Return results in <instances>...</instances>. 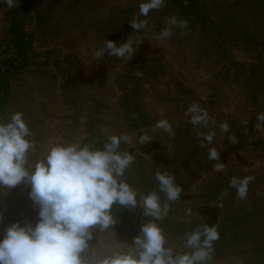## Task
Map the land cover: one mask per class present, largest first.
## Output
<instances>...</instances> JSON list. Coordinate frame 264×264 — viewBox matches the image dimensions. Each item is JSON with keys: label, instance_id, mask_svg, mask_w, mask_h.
Masks as SVG:
<instances>
[{"label": "rangeland", "instance_id": "obj_1", "mask_svg": "<svg viewBox=\"0 0 264 264\" xmlns=\"http://www.w3.org/2000/svg\"><path fill=\"white\" fill-rule=\"evenodd\" d=\"M142 2L31 0L22 19L29 63L9 80L0 123L22 113L33 143L30 163L58 144L102 148L110 136L127 135L130 142L120 150L136 158L124 179L139 195L158 191L157 170L170 171L183 190L157 221L167 247L190 251L183 247L186 234L216 224L210 264H264V126L256 127V115L264 113V0H197L206 26L170 0L139 16ZM8 11L0 5V70L4 61L15 60ZM171 16L187 20V28L158 41ZM134 19H146V27L137 32L130 26ZM130 36L141 42L132 60L95 58L107 39L119 44ZM193 103L216 121L213 143L204 147L197 133L209 129L194 128L186 115ZM161 120L172 125L171 134L156 128ZM224 122L228 133L219 129ZM143 134L152 142L140 146ZM229 135L238 143H230ZM210 148L220 152L222 172L208 159ZM247 176L254 179L241 200L229 181ZM29 192L23 183L0 189V211L9 214L0 220V238L15 222L36 224ZM133 212L131 218L113 207L116 224L92 229L91 251L103 256L129 250L145 220L139 204Z\"/></svg>", "mask_w": 264, "mask_h": 264}, {"label": "clouds", "instance_id": "obj_2", "mask_svg": "<svg viewBox=\"0 0 264 264\" xmlns=\"http://www.w3.org/2000/svg\"><path fill=\"white\" fill-rule=\"evenodd\" d=\"M188 0H184L185 6ZM20 0H0V5L17 8ZM165 0H144L139 5V16L147 17L151 10L163 7ZM147 20L134 19L130 26L140 32ZM187 20L176 16L167 18L156 39L169 40L173 29H186ZM136 32V33H137ZM117 44L106 40L94 56L132 60L141 44L133 36ZM194 128L209 129L207 134L198 132L200 147L212 144L216 121L199 104L193 103L186 111ZM264 126V113L256 115V127ZM156 128L171 134L172 125L167 120L158 121ZM222 133L229 132V124L221 123ZM31 132L22 113H15L7 123H0V189H12L20 184L30 186L29 199L38 209L35 225L15 222L8 226L0 238V264H210L213 243L219 239L218 226L195 227L186 234L183 247L187 252H174L166 246L163 229L157 221L164 220L170 210V202L181 198L183 192L175 176L167 170H157L155 180L158 191L139 195L124 179L125 172L136 158L129 151H121V144H128L127 135L110 136L102 148L88 145L58 144L51 147L44 158L29 162L33 143ZM230 143H238L235 135H229ZM152 142L148 134L140 135L138 145ZM208 159L217 161L215 171L222 172L224 164L220 152L208 150ZM254 178L232 177L229 186L236 190L237 198L244 200L248 186ZM139 195V200H138ZM138 204L145 218L140 235L134 237L129 250H116L107 255L91 251L89 241L92 229L104 231L116 224L111 214L113 206L135 210ZM191 214V210H189ZM0 214V220H2Z\"/></svg>", "mask_w": 264, "mask_h": 264}, {"label": "trees", "instance_id": "obj_3", "mask_svg": "<svg viewBox=\"0 0 264 264\" xmlns=\"http://www.w3.org/2000/svg\"><path fill=\"white\" fill-rule=\"evenodd\" d=\"M173 4L180 7L184 14H191L194 21L201 26H206V20L202 16V12L198 7L197 0H188L185 6L184 0H170ZM31 0H20L17 8L9 9V34L10 41L15 49V60L4 61L3 67L0 70V112L3 110L4 104L8 98L9 93V80L12 76L19 74L23 69L28 66L30 41L26 32L22 28V19L30 10ZM115 208L118 205L113 206ZM120 211L125 212L129 217L134 216L133 209L120 208ZM2 219H7L9 214L6 211H0ZM238 218H233V221H238Z\"/></svg>", "mask_w": 264, "mask_h": 264}]
</instances>
